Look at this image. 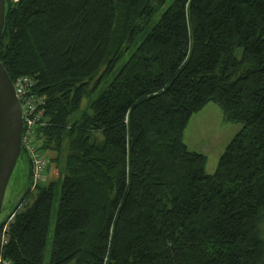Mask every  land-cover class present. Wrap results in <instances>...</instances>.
Wrapping results in <instances>:
<instances>
[{
  "label": "trees",
  "instance_id": "obj_1",
  "mask_svg": "<svg viewBox=\"0 0 264 264\" xmlns=\"http://www.w3.org/2000/svg\"><path fill=\"white\" fill-rule=\"evenodd\" d=\"M5 5L0 59L13 82L29 78L30 91L43 97L36 148L57 153L50 161L60 162L61 177L37 183L18 209L28 182L8 215L2 257L10 264H264V0ZM127 50L105 88L80 108ZM209 101L241 124L213 173L183 140L188 120Z\"/></svg>",
  "mask_w": 264,
  "mask_h": 264
},
{
  "label": "rangeland",
  "instance_id": "obj_2",
  "mask_svg": "<svg viewBox=\"0 0 264 264\" xmlns=\"http://www.w3.org/2000/svg\"><path fill=\"white\" fill-rule=\"evenodd\" d=\"M157 16V15H156ZM130 51L123 52V55L116 65L112 73L106 76L100 85L97 87L94 93L90 96L84 97L81 101L80 108H84L88 99L94 97L97 92H101L107 83L112 79L113 75L117 72L120 65L128 58ZM236 54L240 56L241 48L236 49ZM241 128V124L238 122H232L227 120L222 112L221 107L212 102H207L198 112L194 113L191 118L188 120L184 132H183V140L187 144L188 148L191 150H195L197 152L203 153L205 155V172L213 173L216 169L217 161L222 153L225 145L230 140V138ZM41 152L39 151V154ZM57 155L55 151L46 150L42 152V157L44 159V166L41 169V175L38 178H34L30 182L28 195L23 199V201L19 204L18 209H22L27 206L31 200V194H35V185L37 183H46L49 180H59V163L60 162H51L50 158H53ZM60 161V159H59ZM50 162V163H49ZM28 172L29 167L27 163V159L24 154H20L16 165L12 171L10 179L8 181L2 209L0 213V219L3 221V225L0 231V239L1 235L6 229V222H8L9 213L13 210L16 204L19 202L21 196L23 195L27 184H28ZM59 186L56 188L54 192V199L51 207V215L49 221V231L47 236V243L45 249V257L48 258L50 243L52 239L54 221L56 216V210L59 199ZM32 194V195H33ZM8 218V219H7ZM11 218V217H10ZM261 235L264 240V224L261 227ZM5 237V236H4ZM4 240L2 238L1 242ZM0 256L1 253H0Z\"/></svg>",
  "mask_w": 264,
  "mask_h": 264
},
{
  "label": "water",
  "instance_id": "obj_3",
  "mask_svg": "<svg viewBox=\"0 0 264 264\" xmlns=\"http://www.w3.org/2000/svg\"><path fill=\"white\" fill-rule=\"evenodd\" d=\"M5 9V0H0V39L4 26ZM22 129L20 101L15 94L13 81L0 59V213L8 181L20 154H24L27 159L28 182L32 179L33 164L30 155L22 145Z\"/></svg>",
  "mask_w": 264,
  "mask_h": 264
},
{
  "label": "built area",
  "instance_id": "obj_4",
  "mask_svg": "<svg viewBox=\"0 0 264 264\" xmlns=\"http://www.w3.org/2000/svg\"><path fill=\"white\" fill-rule=\"evenodd\" d=\"M15 94L20 101L23 129H22V145L27 150L33 164L32 179L38 178L41 175L44 159L37 150L35 142L36 125L41 120L43 97H39L30 91L33 85L31 79L22 77L13 82ZM2 237V235H1ZM0 264H10V262L0 256Z\"/></svg>",
  "mask_w": 264,
  "mask_h": 264
},
{
  "label": "bare ground",
  "instance_id": "obj_5",
  "mask_svg": "<svg viewBox=\"0 0 264 264\" xmlns=\"http://www.w3.org/2000/svg\"><path fill=\"white\" fill-rule=\"evenodd\" d=\"M32 180V179H31Z\"/></svg>",
  "mask_w": 264,
  "mask_h": 264
}]
</instances>
